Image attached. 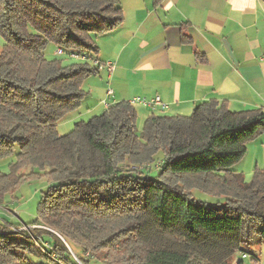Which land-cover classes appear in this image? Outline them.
<instances>
[{"label":"trees","instance_id":"trees-1","mask_svg":"<svg viewBox=\"0 0 264 264\" xmlns=\"http://www.w3.org/2000/svg\"><path fill=\"white\" fill-rule=\"evenodd\" d=\"M122 21L119 0H0V159L17 148L0 206L26 179H50L35 219L16 224L37 226L29 234L0 221V264H228L264 242V169L250 181L232 169L264 133L260 109L203 101L190 115L151 114L137 134L133 104L118 101L58 133L97 70L49 60L47 43L94 56L91 34ZM194 188L222 200H197Z\"/></svg>","mask_w":264,"mask_h":264},{"label":"crops","instance_id":"crops-1","mask_svg":"<svg viewBox=\"0 0 264 264\" xmlns=\"http://www.w3.org/2000/svg\"><path fill=\"white\" fill-rule=\"evenodd\" d=\"M119 1L123 21L93 40L94 58L112 63L113 71L95 73L106 76L96 83L99 92L90 88L95 97L80 118L118 101L155 97L166 108L135 102L139 121L151 114L186 116L208 100L224 101L234 112L264 113V0ZM255 168L264 169V133L232 167L242 174ZM5 218L0 206V221Z\"/></svg>","mask_w":264,"mask_h":264},{"label":"rangeland","instance_id":"rangeland-1","mask_svg":"<svg viewBox=\"0 0 264 264\" xmlns=\"http://www.w3.org/2000/svg\"><path fill=\"white\" fill-rule=\"evenodd\" d=\"M97 33L91 34L92 39L94 40V37ZM5 43L4 38L0 35V51ZM58 47L52 43H47L44 54L45 57L50 59H61L62 64H69L72 62H80V60H77L76 58L69 57L67 55H56V50ZM74 52V51H73ZM76 52V51H75ZM77 53H80L77 51ZM81 54H87L85 52H81ZM88 55V54H87ZM92 56V55H89ZM93 57V56H92ZM106 75L104 74H91L89 75L82 84V89L85 93V96L87 97L85 100V96L83 100L81 101V104L74 110L68 112L67 116H65L60 122H59V134H66L67 132H70L72 128L74 127V124L79 121L86 122L90 116H84L82 118L79 117L78 112L82 109H86L87 106H91L93 103L92 97H95V94L90 96L89 91L90 88L96 92H99L98 85L96 83L99 82L100 79H104ZM76 112V113H74ZM102 113V112H100ZM190 115V114H189ZM137 119V118H136ZM143 121H139V119L136 120L135 128L137 131V134H140L142 129ZM57 126V125H56ZM17 152V148H15L14 152L10 154L9 156H6L2 159H0V172L2 173H8L10 171V162L14 160V153ZM238 163V162H237ZM235 163V164H237ZM235 164L233 166H235ZM232 166V167H233ZM30 171H36V168L32 166L23 167L20 172L21 173H28ZM155 170L153 169L151 175L155 174ZM246 181H250L252 177L251 174H243ZM50 184V179L47 175H37L33 178H29L28 180L24 181L19 185L16 190L12 193H8L5 196L6 205L8 208L5 210L6 218L5 220L1 221L2 224L12 223L13 226L10 227L7 226V231L9 232H22L29 234V230L33 227H37L34 225H22V226H16V224H27L30 223L35 219L36 211L38 208V204L40 202L41 194L47 189L48 185ZM193 197L197 200L204 201L208 204H215L218 200H222V198H216L212 195H208L205 192H202L197 189L192 190ZM1 205H4L3 203ZM4 205V206H6ZM44 238H48L47 236H43ZM70 248V247H69ZM75 252H79L77 246H73ZM70 253H73V250L70 248ZM245 253L246 257H242V254ZM88 253H86L84 256L86 257ZM75 255V254H74ZM90 260V264H106L100 260L98 257H87ZM75 259V258H74ZM76 260V259H75ZM241 261V262H240ZM240 262V263H239ZM228 264H264V242L259 241L258 239L252 240L248 245H245L242 247V251H236L232 257L229 258Z\"/></svg>","mask_w":264,"mask_h":264},{"label":"built area","instance_id":"built-area-1","mask_svg":"<svg viewBox=\"0 0 264 264\" xmlns=\"http://www.w3.org/2000/svg\"><path fill=\"white\" fill-rule=\"evenodd\" d=\"M56 55H67L69 57L72 58H76L77 60L80 61H84V62H88L90 63L97 71L103 70L105 69L108 74H110L113 71V64L110 62H101L100 60L94 58V56H89L87 54H81V53H77V52H73V51H65L62 48H58L56 50ZM107 94L110 95L111 94V90L108 89L107 90ZM141 103L143 105H157L160 106V108L164 109L166 108V104H164L159 97H155L151 100H146V99H142V98H134L133 100L130 101V103ZM242 257H246V254L243 253Z\"/></svg>","mask_w":264,"mask_h":264}]
</instances>
